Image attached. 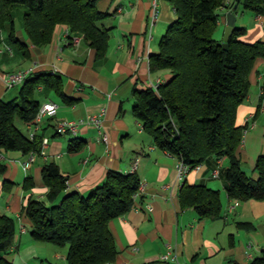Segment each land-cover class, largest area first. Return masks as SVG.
I'll return each mask as SVG.
<instances>
[{"label": "crops", "instance_id": "1", "mask_svg": "<svg viewBox=\"0 0 264 264\" xmlns=\"http://www.w3.org/2000/svg\"><path fill=\"white\" fill-rule=\"evenodd\" d=\"M151 5L152 0L96 1L99 10L109 13L104 20L109 28L108 45L101 58L81 35H76L77 41L69 37L65 25L56 26L49 44L33 45L18 8L14 13L16 39L9 37L7 24L0 29V100L18 96L23 82L7 87L5 75L19 70H30L27 78L37 72L58 74L65 94L63 99L44 86L35 91L40 104L53 101L57 109L54 115L44 116L38 126L21 122L28 134L35 130L48 139L45 153L36 154L27 170L22 164L28 154L0 152L5 164L0 172V213L17 220L8 255L13 264H65L67 248L34 240L31 222L23 212L28 197L45 201L48 187L41 170L49 162L58 164L67 176L66 191L80 194L100 183L109 169L130 171L136 162L141 197L125 215L109 222L118 250L113 264H161L165 254L176 264L247 263L264 249V200L239 201L231 213H226L235 201L228 197L227 180L221 173L228 165L227 158H208L180 178L179 160L158 148L131 113L134 88H146L170 77L166 70L150 71L149 55L158 51L160 38L174 18L173 7L169 0H157L158 16L152 22ZM227 11H217L214 38L220 41ZM233 12L236 26L245 27L243 41H264V16L254 15L241 5ZM249 80L250 91L238 107L236 123L247 126L240 145L241 168L255 176L256 161L264 155V57L255 60ZM100 110L107 141L99 139L91 123L79 124L75 133L56 131L58 121H78ZM72 139L83 142L69 150ZM28 177L34 184L26 190L23 185ZM184 182L218 189L222 217L200 219L193 208L182 209L179 190ZM240 222H250L253 227L241 228Z\"/></svg>", "mask_w": 264, "mask_h": 264}, {"label": "trees", "instance_id": "2", "mask_svg": "<svg viewBox=\"0 0 264 264\" xmlns=\"http://www.w3.org/2000/svg\"><path fill=\"white\" fill-rule=\"evenodd\" d=\"M97 0H0V29L9 26L14 34V13L23 6V28L35 46L51 42L57 25L67 26L69 37L81 35L95 51L105 55L109 28L107 11L99 10ZM174 18L162 34L158 51L149 55L151 72L166 70L170 77L156 88L133 89L131 113L161 150L175 156L187 171L208 158L226 157L221 173L227 180L232 200H264V155L255 164V176L241 168L240 145L247 126L236 123L237 110L247 98L249 76L255 60L264 57V41L245 42V27H235L223 47L214 38L218 9L237 11L238 5L254 15L264 16V0H169ZM237 6L234 8V6ZM44 86L65 99L61 77L37 72L23 82L19 94L0 100V152L39 153L43 134L32 136L16 125V120L34 124L40 107L35 91ZM73 142H78L77 144ZM83 140L72 139L74 150ZM5 164L0 159V172ZM48 187L46 199L28 197L23 212L31 222L30 235L36 241L66 247L65 264H113L118 254L109 222L125 215L141 197V180L135 171L109 169L104 179L88 193L67 192V176L58 164L42 167ZM28 177L24 189L33 186ZM182 209L193 208L200 219L222 217L218 189L205 184L183 183L179 190ZM16 218L0 213V264H13L8 255L14 245ZM241 228H252L240 222ZM161 264H176L159 261ZM264 264V249L247 263Z\"/></svg>", "mask_w": 264, "mask_h": 264}, {"label": "built area", "instance_id": "3", "mask_svg": "<svg viewBox=\"0 0 264 264\" xmlns=\"http://www.w3.org/2000/svg\"><path fill=\"white\" fill-rule=\"evenodd\" d=\"M152 12H151V19L152 22H154L157 19L158 13H157V0H152ZM74 41H77V37H73ZM30 70H19L16 72H9L6 73L5 75V84L7 87H11L15 84H20L25 81L27 78V75ZM159 80L155 83L152 84L151 86L156 88ZM57 109V104L53 101H47L44 102L40 105L39 110L37 111L34 119V124L38 126V124L41 122L42 118L46 115L51 116L54 115ZM102 115H103V110H100L97 114H91L88 115L85 119H81L78 121H73V120H61L58 121L55 125L56 131L58 133L64 134L67 132H73L75 133L77 126L79 124H85V123H91L95 126L97 129V132L99 134V139L103 141H107V136L102 130ZM247 131V129L244 130V133ZM35 133V130L30 132V136H32ZM48 139L43 138L42 143H41V149L39 153L35 152H30L28 153V158L25 162H23V168L27 170L31 163L34 160V157L36 154H44V148L47 145ZM137 167L136 162L133 163L132 167L130 168V171H135ZM177 170L179 173V177L182 178L184 174L187 172V167L179 161L177 165ZM239 201L235 200L232 204H230L227 208L226 213H231L233 209L235 208L236 205H238ZM21 231L24 232V228H21ZM161 261H168V255H162L160 258Z\"/></svg>", "mask_w": 264, "mask_h": 264}, {"label": "water", "instance_id": "4", "mask_svg": "<svg viewBox=\"0 0 264 264\" xmlns=\"http://www.w3.org/2000/svg\"><path fill=\"white\" fill-rule=\"evenodd\" d=\"M237 6L235 5L234 8ZM236 27V12L231 10L227 11L226 13V25L224 28V33L222 37V45L226 47L227 41L229 40L230 36L232 35L234 29Z\"/></svg>", "mask_w": 264, "mask_h": 264}, {"label": "rangeland", "instance_id": "5", "mask_svg": "<svg viewBox=\"0 0 264 264\" xmlns=\"http://www.w3.org/2000/svg\"><path fill=\"white\" fill-rule=\"evenodd\" d=\"M18 9H20L22 12H23V10L25 9L23 6H19L18 7ZM23 13H21V16H20V19L21 20H23V15H22ZM18 19H19V17L17 18H15V20H16V22L18 21ZM16 125L19 127V128H21L22 130H24L25 131V127H24V125L19 121V120H16Z\"/></svg>", "mask_w": 264, "mask_h": 264}]
</instances>
